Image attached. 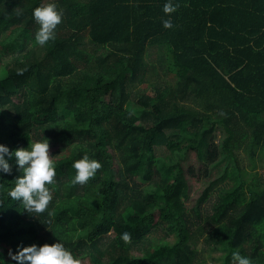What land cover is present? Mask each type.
<instances>
[{"label": "trees", "instance_id": "obj_1", "mask_svg": "<svg viewBox=\"0 0 264 264\" xmlns=\"http://www.w3.org/2000/svg\"><path fill=\"white\" fill-rule=\"evenodd\" d=\"M43 2L0 0V143L45 137L56 167L35 217L7 195L22 171L0 179L5 264L54 239L80 264H264V184L237 155L251 170L264 156V0H173L168 29L164 0H57L41 46ZM83 154L101 164L86 186L72 182Z\"/></svg>", "mask_w": 264, "mask_h": 264}, {"label": "clouds", "instance_id": "obj_2", "mask_svg": "<svg viewBox=\"0 0 264 264\" xmlns=\"http://www.w3.org/2000/svg\"><path fill=\"white\" fill-rule=\"evenodd\" d=\"M177 5L173 0H164L162 11L165 17L161 18L163 28L173 26L171 14L176 11ZM19 14V13H18ZM64 11L58 7L57 0H49L47 3L38 5L32 9V17L39 25L35 33V42L45 45L56 38V29L62 23ZM26 68H17V73H23ZM14 158V159H13ZM12 161V162H10ZM71 167L75 169L72 182L80 186H86L101 169V164L90 159L89 155L83 154L79 159H74ZM15 168L22 175L15 177L14 185L8 190L7 195L14 201H19L24 210L31 216L45 212L52 200L51 185L54 184L56 167L54 156L50 154L49 140H35L27 147H18L10 150L9 147L0 143V179L4 174L11 175ZM121 239L129 241L130 234L123 232ZM7 255L15 264H80V260L65 247V244L54 239L51 243L16 245L15 251L9 249ZM0 261H5L0 257ZM229 264H253V260L239 251L231 252Z\"/></svg>", "mask_w": 264, "mask_h": 264}, {"label": "rangeland", "instance_id": "obj_3", "mask_svg": "<svg viewBox=\"0 0 264 264\" xmlns=\"http://www.w3.org/2000/svg\"><path fill=\"white\" fill-rule=\"evenodd\" d=\"M46 1H48V0H44L43 3H46ZM150 52H154V50L150 51ZM2 60L3 61L5 60L4 56H2ZM164 72H165L164 66H162V67L160 66L156 69V73L160 74V76H157V78H158L157 80L161 79V77L164 75L163 74ZM128 108L131 111L135 112L134 106L128 105ZM237 155H238L240 166L247 172L258 173V175L260 177V181L264 184V156H263V160H260L258 157H255L256 168L251 170V159L249 158L248 153L245 152L244 150H241L240 152L237 153ZM137 181L140 182L139 180H137ZM230 184H232L231 180L229 178H226L225 180L219 181L218 184L216 185V187H217V190H219L220 192H225L226 189H229ZM142 185H144V183ZM144 186H142V187H144ZM207 209H209V207ZM156 241H157V239H153V240H151V243L153 244ZM133 255H142V252L137 251L136 253H133ZM211 263L217 264V261L213 260Z\"/></svg>", "mask_w": 264, "mask_h": 264}]
</instances>
